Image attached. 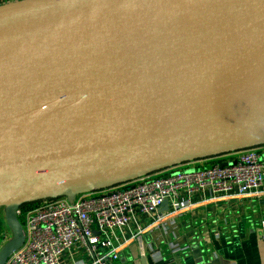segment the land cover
<instances>
[{
	"label": "water",
	"instance_id": "1",
	"mask_svg": "<svg viewBox=\"0 0 264 264\" xmlns=\"http://www.w3.org/2000/svg\"><path fill=\"white\" fill-rule=\"evenodd\" d=\"M259 145L264 0L0 4V264L25 203Z\"/></svg>",
	"mask_w": 264,
	"mask_h": 264
},
{
	"label": "built area",
	"instance_id": "2",
	"mask_svg": "<svg viewBox=\"0 0 264 264\" xmlns=\"http://www.w3.org/2000/svg\"><path fill=\"white\" fill-rule=\"evenodd\" d=\"M222 155H230L225 162L232 163L184 166L190 161L104 190L79 193L72 203L57 197L24 211L19 208L24 240L4 264H59L62 253L75 245L85 249L90 264H107L117 257L122 244L117 231L133 208L153 213L168 200L176 212L189 205L178 200L181 191L208 187L213 193L242 196L264 184V159L257 146Z\"/></svg>",
	"mask_w": 264,
	"mask_h": 264
},
{
	"label": "crops",
	"instance_id": "3",
	"mask_svg": "<svg viewBox=\"0 0 264 264\" xmlns=\"http://www.w3.org/2000/svg\"><path fill=\"white\" fill-rule=\"evenodd\" d=\"M9 1L14 0H0V4ZM257 148L264 159V145ZM229 156L184 166L221 163ZM178 200L189 205L174 212L168 204L161 213L133 208L128 222L117 231L122 243L117 257L107 264H264V184L242 196L213 193L208 187L181 191ZM0 213L1 249L12 231ZM90 262L85 249L75 245L62 253L59 264Z\"/></svg>",
	"mask_w": 264,
	"mask_h": 264
},
{
	"label": "trees",
	"instance_id": "4",
	"mask_svg": "<svg viewBox=\"0 0 264 264\" xmlns=\"http://www.w3.org/2000/svg\"><path fill=\"white\" fill-rule=\"evenodd\" d=\"M38 203H39V202L25 203V204H23V205L20 206V210H21V211H24V210L30 209V208L36 206ZM18 218H19V220H20V222H21V224H22V219H21V217L19 216Z\"/></svg>",
	"mask_w": 264,
	"mask_h": 264
},
{
	"label": "rangeland",
	"instance_id": "5",
	"mask_svg": "<svg viewBox=\"0 0 264 264\" xmlns=\"http://www.w3.org/2000/svg\"><path fill=\"white\" fill-rule=\"evenodd\" d=\"M221 156V155H220ZM214 157H218V156H214ZM207 159V158H206ZM199 160H203V159H199ZM199 160H195V161H199ZM195 161H193V162H195ZM0 212H3V208L2 207H0Z\"/></svg>",
	"mask_w": 264,
	"mask_h": 264
}]
</instances>
